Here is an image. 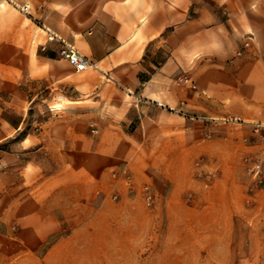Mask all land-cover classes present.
I'll use <instances>...</instances> for the list:
<instances>
[{
  "label": "rangeland",
  "instance_id": "rangeland-1",
  "mask_svg": "<svg viewBox=\"0 0 264 264\" xmlns=\"http://www.w3.org/2000/svg\"><path fill=\"white\" fill-rule=\"evenodd\" d=\"M19 14L15 4L0 0L8 24L17 25ZM33 36L30 30L25 42L18 29L0 25V264H264V188L249 191L244 163L259 156L264 141L236 109L241 100L228 94L236 86L225 81L218 98L208 78L236 63L264 67V51L253 34L228 59L211 53L194 63L185 59V69L169 79L174 105L132 133L76 115L66 100L74 92L71 82L94 68L76 73L57 45H37ZM155 57L146 61L157 65L164 59ZM54 60H63L74 75L64 78L65 67ZM155 71L145 67L141 76ZM177 91L183 94L178 101ZM234 115L241 122H222ZM49 126L57 130L55 150L49 149ZM35 136L42 151L31 143ZM70 149L87 151L88 158L73 159ZM99 153L114 156L118 166H106L100 186L93 185L104 200L89 207L83 228H60L41 244L23 245L24 238H33L32 230L21 228L30 222H23L19 201L33 190L22 185L23 161L66 178L58 182L61 190L80 182L72 179L81 176L80 167L89 173L98 168ZM131 159L132 173L126 165ZM145 186L153 196L149 204ZM60 239L63 244L56 246Z\"/></svg>",
  "mask_w": 264,
  "mask_h": 264
},
{
  "label": "crops",
  "instance_id": "crops-1",
  "mask_svg": "<svg viewBox=\"0 0 264 264\" xmlns=\"http://www.w3.org/2000/svg\"><path fill=\"white\" fill-rule=\"evenodd\" d=\"M8 2L28 6L29 11L28 14L19 11L17 25L8 24L5 15H0L2 27L11 32L18 29L24 34L25 42L31 39L28 33L32 30L34 41L41 46L47 43L45 30H48L94 64V69L75 76L71 82L74 92L66 100L73 103L76 115L96 117L99 124L106 123L115 132L132 133L144 124L152 125L164 115L165 108L174 105L169 99V79L180 68L185 69V59L194 63L201 54L209 53L228 59L238 51L240 40L250 33L258 49L264 51V0ZM48 45L56 47L55 43ZM160 54L164 59L158 66L146 61ZM54 63L65 67L64 78L74 75L63 60H54ZM148 65L156 71L143 78L141 75ZM249 69H252L250 74ZM208 78L218 98L224 95L220 86L225 81L236 86L228 92L241 100L236 109L246 121L264 123V67L236 63L224 72H210ZM177 92L178 101L183 94ZM100 118L107 119L101 121ZM48 133L49 149L55 150L57 130L49 126ZM28 139L22 140L23 146ZM31 143L36 151L44 148L38 136L32 138ZM68 152L80 161L89 155L87 151L74 154L70 149ZM96 157L98 168L89 173L80 167L81 176L74 173L71 176L80 182L60 185L61 190L56 189L58 182L66 178L59 177L56 171L44 173L35 162L23 161L22 185L33 188L24 191L19 201L23 222H30L21 228L33 233L32 239L24 238L23 245L41 244L48 233L60 228H83L89 207L97 202L102 204L104 200L101 188L96 190L93 185L100 186L106 166H118L114 156L106 158L99 153ZM126 165L132 173V159ZM62 244L63 239L55 242L56 246Z\"/></svg>",
  "mask_w": 264,
  "mask_h": 264
},
{
  "label": "built area",
  "instance_id": "built-area-1",
  "mask_svg": "<svg viewBox=\"0 0 264 264\" xmlns=\"http://www.w3.org/2000/svg\"><path fill=\"white\" fill-rule=\"evenodd\" d=\"M20 12L23 14H28V6H18ZM47 34V41L50 43H55L58 46V55L65 60L76 73L84 72L90 68H94V64L85 56L80 54L74 46L65 42L56 34L45 30ZM247 45V44H246ZM186 81V80H185ZM222 122H241L240 119L234 115L230 118L222 119ZM244 123V122H243ZM246 123V122H245ZM250 126L251 132L256 136L260 141H264V123L260 122H250L246 123ZM92 133H96L95 130H91ZM245 174L250 180L249 191H254L257 189L264 188V149L261 150L257 158H245ZM122 174L127 180H129V175L126 169H123ZM145 193L146 203H151L153 201V196L150 192V189L145 186L143 188Z\"/></svg>",
  "mask_w": 264,
  "mask_h": 264
}]
</instances>
